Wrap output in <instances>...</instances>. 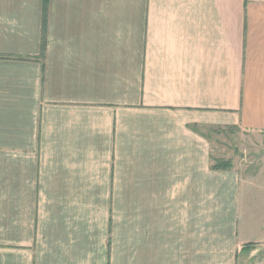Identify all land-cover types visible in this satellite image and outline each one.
Here are the masks:
<instances>
[{"label": "crops", "instance_id": "obj_1", "mask_svg": "<svg viewBox=\"0 0 264 264\" xmlns=\"http://www.w3.org/2000/svg\"><path fill=\"white\" fill-rule=\"evenodd\" d=\"M220 130L264 135V0H0V264H264Z\"/></svg>", "mask_w": 264, "mask_h": 264}, {"label": "rangeland", "instance_id": "obj_2", "mask_svg": "<svg viewBox=\"0 0 264 264\" xmlns=\"http://www.w3.org/2000/svg\"><path fill=\"white\" fill-rule=\"evenodd\" d=\"M217 134H214L213 137L221 145L219 153L222 154L223 152V156L226 158H235L239 164L254 163L256 154H264V147L261 146L264 135L245 133L238 130H220V133ZM108 227L110 229V221ZM109 245L110 243H108V248Z\"/></svg>", "mask_w": 264, "mask_h": 264}, {"label": "trees", "instance_id": "obj_3", "mask_svg": "<svg viewBox=\"0 0 264 264\" xmlns=\"http://www.w3.org/2000/svg\"><path fill=\"white\" fill-rule=\"evenodd\" d=\"M45 32H46V19L42 20V29H41V43L44 46L45 42ZM231 167V162L230 160H223V159H216L214 160V163L212 165V169H227ZM251 245H246L242 248L241 251H247Z\"/></svg>", "mask_w": 264, "mask_h": 264}]
</instances>
